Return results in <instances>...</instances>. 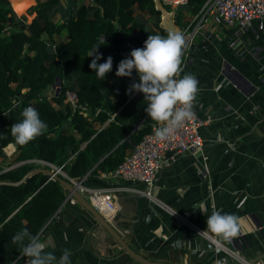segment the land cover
<instances>
[{
  "label": "crops",
  "instance_id": "1",
  "mask_svg": "<svg viewBox=\"0 0 264 264\" xmlns=\"http://www.w3.org/2000/svg\"><path fill=\"white\" fill-rule=\"evenodd\" d=\"M22 1H27L24 7ZM39 1L43 0H10V4L29 21L35 11L28 13V9ZM78 2L58 0L47 14L61 22ZM206 17L181 63L183 75L191 73L199 81L196 107L202 115H211L201 129L204 143L200 151H186L174 160L166 152L152 194L202 230L213 211L235 214L238 237L219 245L249 259H264V21L237 32L209 13ZM66 36L62 30L54 39ZM13 150L12 145L6 148L8 162ZM80 181L88 190L109 191L116 208L105 219L142 257L166 264H235L207 236L141 193L140 183L110 176L108 171L86 174ZM37 235L50 245L46 251L58 258L68 249L72 264H143L81 203L66 196Z\"/></svg>",
  "mask_w": 264,
  "mask_h": 264
},
{
  "label": "trees",
  "instance_id": "2",
  "mask_svg": "<svg viewBox=\"0 0 264 264\" xmlns=\"http://www.w3.org/2000/svg\"><path fill=\"white\" fill-rule=\"evenodd\" d=\"M57 1H39L28 9L35 11L28 21L16 14L10 0H0V181H17L36 167H61L77 180L110 171L154 123L145 112L148 102L143 94H128L129 86L139 83L136 73L131 78L115 75L119 62L142 48L149 35L168 34L158 25L153 1L79 0L72 13L56 22L47 10ZM205 1L188 0L177 9V25L183 13L189 21ZM22 2L24 7L27 1ZM62 30L66 38L55 40ZM100 41L104 45L98 63L113 58L111 72L101 81L89 68L93 57H88ZM57 78L58 91L48 94ZM67 91L76 95L73 104ZM27 106L38 110L48 128L19 146L11 136V125L20 121ZM9 145L14 147L13 157L4 166ZM65 196V187L44 171H35L17 184L0 182V264L26 259L12 237L24 227L37 235Z\"/></svg>",
  "mask_w": 264,
  "mask_h": 264
},
{
  "label": "clouds",
  "instance_id": "3",
  "mask_svg": "<svg viewBox=\"0 0 264 264\" xmlns=\"http://www.w3.org/2000/svg\"><path fill=\"white\" fill-rule=\"evenodd\" d=\"M98 42L89 51L93 57L89 68L98 80H104L111 72L113 58H102ZM186 48V38L181 31L149 35L142 48L133 49L117 65V77L131 78L133 72L139 77V83L133 82L128 94L142 93L147 101L145 112L154 122V136L158 141H167L188 120L195 115L193 103L198 93L199 81L195 75L182 72V55ZM21 119L11 125V136L19 146H25L47 131L48 125L40 118L38 110L32 106L23 108ZM207 227L202 231L216 242L232 243L239 235V217L235 214L213 211L207 217ZM13 243L20 245L25 264H72L71 252L63 249L59 258L52 251H46L50 245L42 241L39 235H33L27 227L12 237Z\"/></svg>",
  "mask_w": 264,
  "mask_h": 264
},
{
  "label": "built area",
  "instance_id": "4",
  "mask_svg": "<svg viewBox=\"0 0 264 264\" xmlns=\"http://www.w3.org/2000/svg\"><path fill=\"white\" fill-rule=\"evenodd\" d=\"M163 4H168L175 10L187 4L188 0H160ZM206 13L213 16L215 20L223 25L230 27L234 31H240L250 26L254 21H264V0H206L201 7L199 13L190 17L183 13L181 18L182 23L178 25L179 30L183 32L186 38V48L182 57L189 53V49L193 44V39L207 19ZM187 20V23H185ZM183 75V71L180 74ZM58 91V86L54 87ZM67 99L73 104L76 95L73 91H67ZM197 95L193 103L194 117L186 121L167 141H158L154 136V123L150 131H148L142 139L137 143L132 151L128 153L124 160L118 164L114 169L108 171V175L140 183L142 189L141 193L150 198L158 204L166 213L178 219L181 223L189 226L196 232L205 235L202 230L194 221L187 215L175 211L169 205L163 203L155 198L152 194V185L155 174L162 167L165 160L164 154H169V159L174 160L177 155L186 151H200L204 139L201 134V129L210 120L211 115H202L196 107ZM202 158H205L201 154ZM203 169L208 171L207 164L203 162ZM54 170L61 173V167H55ZM72 184L76 185V189L82 193L91 204H93L99 212L108 217L116 208L115 202L111 199L109 191L105 189H91L88 190L81 184L80 179L69 178L65 176ZM66 197L71 201H77L72 193L66 190ZM206 236V235H205ZM216 245L221 247L232 259L235 264H264V259H249L243 256L240 252L232 247L221 246L214 239L207 236ZM25 261L12 264H25Z\"/></svg>",
  "mask_w": 264,
  "mask_h": 264
},
{
  "label": "water",
  "instance_id": "5",
  "mask_svg": "<svg viewBox=\"0 0 264 264\" xmlns=\"http://www.w3.org/2000/svg\"><path fill=\"white\" fill-rule=\"evenodd\" d=\"M154 8L159 11V22L158 25L169 32H175L178 31V25L175 21V13L176 10L174 8L168 9L166 6L160 1V0H152ZM59 85V79L57 78L54 83L52 84V88ZM35 171H44L47 172L50 177L57 179L66 190L70 191L73 195V197L81 203L98 221V223L107 230V232L117 241V243L125 249L132 257L137 259L139 262L143 264H166L156 261H151L149 259H146L139 255L137 252H135L133 249L129 247V245L125 242V240L121 237V235L117 232V230L112 226L111 223H109L105 217L99 212V210L90 203V201L76 189V185L72 184L65 176H61L53 169H48L44 167H36L29 171H27L24 176L17 180V181H0V182H6V183H13L17 184L23 181L28 175Z\"/></svg>",
  "mask_w": 264,
  "mask_h": 264
},
{
  "label": "rangeland",
  "instance_id": "6",
  "mask_svg": "<svg viewBox=\"0 0 264 264\" xmlns=\"http://www.w3.org/2000/svg\"><path fill=\"white\" fill-rule=\"evenodd\" d=\"M22 7H23V5H22ZM19 11H20V10H19ZM54 90H55V88L50 87V88L47 90V93H48V94H51L52 91H54ZM37 162H38V161H37ZM9 163H10V162H8L7 159H5V161L3 162V165H4V166H7ZM38 163H39V162H38ZM61 174L64 175V176H66V173H65V171H63V170H61Z\"/></svg>",
  "mask_w": 264,
  "mask_h": 264
}]
</instances>
